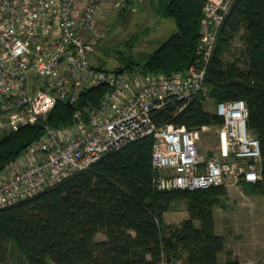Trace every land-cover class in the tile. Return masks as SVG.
Listing matches in <instances>:
<instances>
[{"label": "built area", "instance_id": "built-area-1", "mask_svg": "<svg viewBox=\"0 0 264 264\" xmlns=\"http://www.w3.org/2000/svg\"><path fill=\"white\" fill-rule=\"evenodd\" d=\"M132 1L138 0H0V136L46 122L59 101L74 105L82 92L107 86L98 107L76 110L72 126L45 125L38 141L0 169V209L149 136L157 191L239 188L261 180V143L248 127L244 100L215 103L221 125L158 126L152 118L176 103L184 109L204 89L219 29L236 0H206L201 65L171 76L93 67L91 55L108 32L104 20Z\"/></svg>", "mask_w": 264, "mask_h": 264}, {"label": "trees", "instance_id": "trees-1", "mask_svg": "<svg viewBox=\"0 0 264 264\" xmlns=\"http://www.w3.org/2000/svg\"><path fill=\"white\" fill-rule=\"evenodd\" d=\"M155 12L172 19L176 31L143 60L122 58L114 72L142 71L171 76L204 63L200 50L206 0H153ZM247 68L225 64L224 55L239 37ZM99 70H105L98 67ZM216 103L244 100L250 131L260 140L262 178L242 185L264 199V0H236L223 21L209 61L204 89L184 109L181 103L152 112L158 126L196 128L223 123L207 112L203 91ZM107 91L102 85L84 91L72 107L59 101L46 122L18 126L0 136V169L17 160L44 134L74 124L76 110L98 107ZM152 136L103 156L88 170L15 205L0 209V264L15 245L28 264H240L220 262L225 240L216 233L214 208L227 195L223 187L194 191H157L152 165ZM186 202L188 219L168 225L174 203ZM103 234L104 240L97 236Z\"/></svg>", "mask_w": 264, "mask_h": 264}, {"label": "rangeland", "instance_id": "rangeland-1", "mask_svg": "<svg viewBox=\"0 0 264 264\" xmlns=\"http://www.w3.org/2000/svg\"><path fill=\"white\" fill-rule=\"evenodd\" d=\"M104 22L108 24L107 36L96 45L90 59L93 67H102L109 71L124 66L122 58L135 61L143 60L176 31V25L172 19L163 18L155 12L153 0H138L127 3L121 9L110 12ZM201 31L208 32V28L202 26ZM244 49V41L239 36L224 55V63L239 62L238 64L246 69L247 59L244 55ZM202 95L206 111L214 113L215 98L208 90L203 91ZM240 187L244 189L243 186ZM225 190L230 193L218 197V204L215 206V218L217 219L219 231H225L228 241L231 243L236 237L238 242L241 241L238 245L242 248L253 244L262 247L264 250L263 197L247 194L243 191H234L236 189L231 188ZM256 216L258 217L255 218ZM188 217L187 203H174L165 215V222L168 225L177 226ZM242 237L243 240H241ZM104 239L103 234L97 236L98 241ZM7 264L28 263L20 250L12 244L10 245Z\"/></svg>", "mask_w": 264, "mask_h": 264}, {"label": "crops", "instance_id": "crops-1", "mask_svg": "<svg viewBox=\"0 0 264 264\" xmlns=\"http://www.w3.org/2000/svg\"><path fill=\"white\" fill-rule=\"evenodd\" d=\"M231 189H236L234 191L245 192L244 189H242V187L231 188ZM227 193L229 194L230 192L227 191ZM257 217L258 216H256L255 218ZM214 219H215L216 233L225 240V244H226V252L222 253L219 256L220 262H226L228 259H230V256L228 254V252L230 251L233 253L232 258H238L240 264H254V263L264 264V250L262 249V247L252 244V245H248L246 248H242V246L238 245L239 243H241V241L238 242L236 237L233 239V243H231L230 241H228L227 233L225 231H224L225 233L223 231H219L217 219L215 218V208H214ZM243 239L244 238L242 237L241 240Z\"/></svg>", "mask_w": 264, "mask_h": 264}, {"label": "water", "instance_id": "water-1", "mask_svg": "<svg viewBox=\"0 0 264 264\" xmlns=\"http://www.w3.org/2000/svg\"><path fill=\"white\" fill-rule=\"evenodd\" d=\"M67 105L70 106V107L73 106L70 100L67 101ZM75 122L78 123V122H79V119L76 118V119H75Z\"/></svg>", "mask_w": 264, "mask_h": 264}]
</instances>
